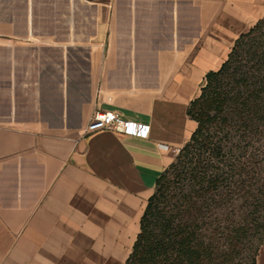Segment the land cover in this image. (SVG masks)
Masks as SVG:
<instances>
[{
	"label": "crops",
	"instance_id": "0c3cea01",
	"mask_svg": "<svg viewBox=\"0 0 264 264\" xmlns=\"http://www.w3.org/2000/svg\"><path fill=\"white\" fill-rule=\"evenodd\" d=\"M263 16L264 0H0V264H123L190 101ZM98 109L147 137L86 133Z\"/></svg>",
	"mask_w": 264,
	"mask_h": 264
},
{
	"label": "trees",
	"instance_id": "16d2710c",
	"mask_svg": "<svg viewBox=\"0 0 264 264\" xmlns=\"http://www.w3.org/2000/svg\"><path fill=\"white\" fill-rule=\"evenodd\" d=\"M187 113L196 128L157 178L123 264H255L264 247V178L250 193L245 161L224 143L233 128L264 133V16L206 73ZM238 191L252 199L239 210Z\"/></svg>",
	"mask_w": 264,
	"mask_h": 264
},
{
	"label": "rangeland",
	"instance_id": "374dc122",
	"mask_svg": "<svg viewBox=\"0 0 264 264\" xmlns=\"http://www.w3.org/2000/svg\"><path fill=\"white\" fill-rule=\"evenodd\" d=\"M244 133V129L242 128H233L230 143H224L227 145L225 150L229 151L230 149L229 156H237L241 161H245V169L242 171V177L248 176L247 178H249V175L252 176V178H249L251 180L247 184L250 185V193H256L257 195L258 190H261V184H263L262 181L264 178V133L260 134L257 131H252L247 135ZM249 168L253 170L252 173L248 172L250 170ZM251 200L249 196L243 197L242 191H238L233 202L234 207L239 210L240 205L248 203ZM259 254L264 255V247L262 245L259 247L256 257H259Z\"/></svg>",
	"mask_w": 264,
	"mask_h": 264
},
{
	"label": "built area",
	"instance_id": "2783aa9c",
	"mask_svg": "<svg viewBox=\"0 0 264 264\" xmlns=\"http://www.w3.org/2000/svg\"><path fill=\"white\" fill-rule=\"evenodd\" d=\"M104 129L144 138L148 135L149 125L122 117L115 111L95 110L85 125V132L90 134Z\"/></svg>",
	"mask_w": 264,
	"mask_h": 264
}]
</instances>
